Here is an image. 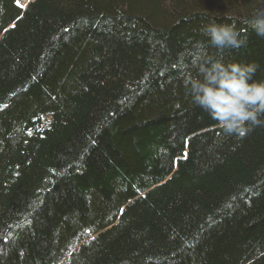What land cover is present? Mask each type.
<instances>
[{
  "label": "trees",
  "instance_id": "obj_1",
  "mask_svg": "<svg viewBox=\"0 0 264 264\" xmlns=\"http://www.w3.org/2000/svg\"><path fill=\"white\" fill-rule=\"evenodd\" d=\"M253 18L264 0H0V264H264V125L228 134L185 86L212 20L264 79Z\"/></svg>",
  "mask_w": 264,
  "mask_h": 264
},
{
  "label": "clouds",
  "instance_id": "obj_2",
  "mask_svg": "<svg viewBox=\"0 0 264 264\" xmlns=\"http://www.w3.org/2000/svg\"><path fill=\"white\" fill-rule=\"evenodd\" d=\"M249 23L264 36V18ZM200 32L207 39L194 42L197 72L185 80L192 102L228 134H243L251 126L264 125V79H255L258 64L225 58L243 43L235 24L212 20Z\"/></svg>",
  "mask_w": 264,
  "mask_h": 264
},
{
  "label": "rangeland",
  "instance_id": "obj_3",
  "mask_svg": "<svg viewBox=\"0 0 264 264\" xmlns=\"http://www.w3.org/2000/svg\"><path fill=\"white\" fill-rule=\"evenodd\" d=\"M27 0H17V3L19 6H21L22 4H24Z\"/></svg>",
  "mask_w": 264,
  "mask_h": 264
}]
</instances>
